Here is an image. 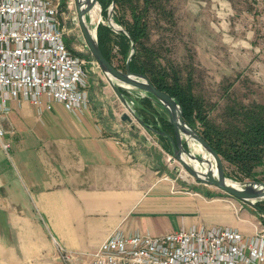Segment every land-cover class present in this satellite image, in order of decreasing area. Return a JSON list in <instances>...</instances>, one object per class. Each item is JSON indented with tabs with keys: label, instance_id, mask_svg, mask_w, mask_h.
Wrapping results in <instances>:
<instances>
[{
	"label": "crops",
	"instance_id": "obj_1",
	"mask_svg": "<svg viewBox=\"0 0 264 264\" xmlns=\"http://www.w3.org/2000/svg\"><path fill=\"white\" fill-rule=\"evenodd\" d=\"M100 83L113 90L102 73L89 75L88 102L80 110L59 102L38 110L17 99L0 116L9 147L6 155L0 146V264H88L83 257L63 263L57 245L89 253L112 231L156 235L221 225L253 233L256 215L240 201L172 191L139 159L117 137L104 107L92 102V87Z\"/></svg>",
	"mask_w": 264,
	"mask_h": 264
},
{
	"label": "rangeland",
	"instance_id": "obj_2",
	"mask_svg": "<svg viewBox=\"0 0 264 264\" xmlns=\"http://www.w3.org/2000/svg\"><path fill=\"white\" fill-rule=\"evenodd\" d=\"M149 1L144 16L149 39L146 44L156 46L160 52L159 59L170 63L178 71L181 79L190 80L191 91L202 98L210 118L220 119L228 101L264 104V0ZM97 4L100 19L97 17L99 20L90 21V25L93 26L96 21L98 24L106 25L105 17L110 2L106 3L104 17L101 15L98 1ZM155 4L161 8H156ZM60 10L66 35L65 43L74 53L89 56L76 23L73 1L62 0ZM95 10V4H93L85 16L86 20L94 14ZM110 12L112 21L122 28L123 26L117 23V19L130 20L128 10L121 8L119 4L113 3ZM110 30L113 33L118 32ZM110 37L112 38L113 34ZM115 40L112 38L107 46L112 60L116 62L121 60L122 56L119 53V44ZM127 53L123 57L124 60ZM100 73L99 69H94L90 73V80H93L95 74ZM92 89L97 94L96 100L92 102L104 107V115L115 124L117 137L128 142L129 147L136 149V153L140 155L139 159L152 169H156V175L169 183L172 191L194 193L193 190H198L203 194L226 195L214 186L194 181L188 172L172 158L171 152L167 153L163 150L161 144L167 143L162 141L158 134L145 129L132 117L130 122L132 127L128 122L120 120L118 116L125 111V108L113 90L107 86L103 87L102 83L94 84ZM133 99L136 101L137 109L140 106L138 102L140 98ZM150 103L157 111L162 112L159 106L153 102ZM148 111L146 108L141 110L142 113L137 111L141 120L142 117L155 119V114ZM155 125L161 129L159 123ZM2 137L0 139L4 143L0 144L1 151L6 154L9 147ZM3 144H7V148H4ZM168 146L170 149L169 143ZM168 156L171 158L168 159ZM221 169L224 176L233 181H236L238 177L240 180H264V174H262L264 166L254 169V177H243L234 166L223 159H221ZM183 174L187 175L186 179ZM239 203L254 212L257 220L264 226L263 214L247 204Z\"/></svg>",
	"mask_w": 264,
	"mask_h": 264
},
{
	"label": "built area",
	"instance_id": "obj_3",
	"mask_svg": "<svg viewBox=\"0 0 264 264\" xmlns=\"http://www.w3.org/2000/svg\"><path fill=\"white\" fill-rule=\"evenodd\" d=\"M60 2L0 0V116L17 99L38 110L52 102L69 111L87 105L88 76L98 67L65 43ZM3 134L0 126V138ZM257 224L246 236L221 225L179 226L156 235L112 231L92 252L57 245L56 253L63 263L83 257L89 264H264V226Z\"/></svg>",
	"mask_w": 264,
	"mask_h": 264
},
{
	"label": "trees",
	"instance_id": "obj_4",
	"mask_svg": "<svg viewBox=\"0 0 264 264\" xmlns=\"http://www.w3.org/2000/svg\"><path fill=\"white\" fill-rule=\"evenodd\" d=\"M97 1L101 7V15L104 17L106 3L110 0ZM113 1L114 4L127 9L130 15L129 21L117 19V23L123 26L132 40L133 52L129 61V70L145 75L155 88L173 97L181 109V115L186 124L193 128L221 159L234 166L243 177H254V169L264 166V104L228 101L222 110L220 119L210 118L202 98L191 91L190 80L181 79L178 71L170 63L159 59V49L153 44H146L149 39L144 16L150 1L141 0L140 4V0ZM60 3L62 5V0ZM155 7L161 8L158 4H155ZM111 34L119 44V53L122 56V59L116 62L112 60L107 46V43L112 41ZM96 40L103 56L114 67L123 70V57L127 53L129 44L126 35L119 31L113 33L106 25L98 24ZM89 57H91L90 54ZM138 102L140 106L136 111L142 113L141 110L146 108L155 114V119L142 117V120L150 122L153 127L159 123L161 130L172 137V129L165 119L163 110L162 112L157 111L146 98H140ZM159 137L167 143L161 144L163 150L170 153L167 139L160 135ZM262 174H264V169ZM237 180L240 178L238 177ZM253 208L257 212L263 211L264 200L255 202Z\"/></svg>",
	"mask_w": 264,
	"mask_h": 264
},
{
	"label": "water",
	"instance_id": "obj_5",
	"mask_svg": "<svg viewBox=\"0 0 264 264\" xmlns=\"http://www.w3.org/2000/svg\"><path fill=\"white\" fill-rule=\"evenodd\" d=\"M72 1L76 23L84 46L125 108V111L119 116L120 120L128 122L132 127L133 125L130 123L132 117L145 129L166 138L170 145L171 155L194 181L214 186L226 196L251 207L255 202L264 200V180L233 181L227 179L221 169L220 157L193 128L186 124L175 99L166 92L155 88L145 75L129 70V61L133 52L132 40L127 31L111 19L110 10L113 0H110L105 24L113 31L122 32L129 40V49L124 60L123 70L114 67L101 53L96 40L98 21L91 26L90 20L85 18L90 7L97 4V0ZM137 97L148 99L164 111L165 119L172 129V137L162 131L158 125H155L156 129H154L151 124L141 120L140 114L136 111V101L133 99ZM259 213L264 215V210Z\"/></svg>",
	"mask_w": 264,
	"mask_h": 264
},
{
	"label": "bare ground",
	"instance_id": "obj_6",
	"mask_svg": "<svg viewBox=\"0 0 264 264\" xmlns=\"http://www.w3.org/2000/svg\"><path fill=\"white\" fill-rule=\"evenodd\" d=\"M95 8H96V10H95L94 14L89 16V20H90V21H92V20H96V19H97V20L100 19V18L98 17V9H99V7H98V5H97L96 3H95ZM97 17H98L99 19H98ZM91 23H92V22H91ZM186 176H187L186 174H183V177H184L185 179H186Z\"/></svg>",
	"mask_w": 264,
	"mask_h": 264
}]
</instances>
